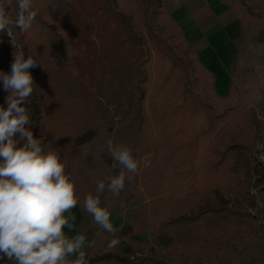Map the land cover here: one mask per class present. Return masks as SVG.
<instances>
[{
	"label": "rangeland",
	"instance_id": "obj_1",
	"mask_svg": "<svg viewBox=\"0 0 264 264\" xmlns=\"http://www.w3.org/2000/svg\"><path fill=\"white\" fill-rule=\"evenodd\" d=\"M137 1L118 0L117 5L113 6L112 0H61L63 4L71 6V11H66L64 17V29L68 39H33L29 33L23 37L29 49L28 56L32 55L37 64L29 71L39 69V74L33 78V82L35 92L42 98L43 109L39 121L42 136L36 139L41 140L44 147L51 145L61 149V159L66 158V174L74 181L78 202L83 201V206L89 193L97 195V183L103 180L106 189L99 194L101 206L106 207L110 213L118 214L129 228L135 224L143 206L138 197V192L143 193V184L147 185L148 181L153 179L157 184L167 182L181 167L185 168L189 161L185 155V147H182L183 150L174 155V160L180 164L179 167H174L173 170L170 165L168 175L162 173L158 178L157 172L148 177L152 170L144 171L143 163L154 157L149 154L137 160L134 153L135 150L143 154L146 152L139 140L142 137L138 116L141 107H144L152 135L159 137L160 133L162 142L168 146L173 141L174 134L183 133L185 130L184 124L180 126L185 117L183 110H180V115L175 117L176 121L173 122L179 124L177 129L170 130L168 126L160 129L158 123L169 115L172 109L170 103H174L183 88L194 92L197 98L206 102L214 115L225 113L227 117L230 115L239 118V135L234 133L231 140L225 143L223 141L225 147L230 145L229 141L248 145L254 139L257 127L249 121L250 111H254L257 120L264 124V116L260 113L264 106V43H258L256 40L254 48L249 46L250 53L246 58L248 61L246 60V66L243 68L245 71L239 68V81L236 82L231 95L220 101L209 94L207 87L206 93L199 90V87L193 88L192 74H195L196 70L194 66H191L192 74L189 69L183 72L171 69L167 60L169 55L165 54L164 50L166 47L168 50L172 47V53L181 54L175 49V44L179 42L177 39L167 42L169 36L174 34L167 19V0H163L164 16L158 19V24L150 23L151 25L147 21L151 9L143 12L145 6L139 8L140 3ZM56 10L57 13L64 12L60 7ZM255 23V20L249 19L245 32L248 40L253 42L256 37L263 39L258 34L259 29ZM157 25L165 30L160 33L156 29ZM147 26L158 40H153L149 35ZM156 41H163L165 46H158ZM0 64H7L1 66L0 72L5 73L8 69L7 73L11 71L9 59ZM145 77L146 83L141 84ZM142 91L145 92V98L140 103ZM230 108L236 113L230 114ZM261 133L264 135V131ZM86 134H90L89 140L79 144L78 139ZM109 140L113 145L130 147L138 162L137 173L131 181H125V187L119 196L107 190L108 178L119 174V171H125L126 175L127 172L119 167L113 170L110 168L113 158L107 147ZM178 144L175 140L171 147ZM219 147L224 151L222 144ZM252 147L255 151V163L261 166L264 173L262 144L256 143ZM205 166L202 170L203 183L208 182ZM233 178L226 179L232 184L236 176ZM238 180L241 181V188L245 186L243 175L238 174ZM245 187L248 188V185ZM262 190L264 191V185L256 188L251 184L248 193L254 198L255 207H244L241 210L261 218L258 212L264 208V192L259 193ZM225 200L228 208L234 210V197L227 194ZM145 201L150 202L147 199ZM188 202L185 198L173 200L160 205L161 207L156 205L147 214L146 227L138 241V255L131 257V261L135 258L163 260V246H155L152 243L157 229L174 217L175 214L171 210L187 206ZM85 213L92 217L86 211ZM257 224L264 226V221L258 219ZM97 228L107 232L99 225ZM97 254L102 255L104 251H92L88 256ZM220 255L215 251H200L187 254L183 259L188 264H222L217 258Z\"/></svg>",
	"mask_w": 264,
	"mask_h": 264
},
{
	"label": "trees",
	"instance_id": "obj_2",
	"mask_svg": "<svg viewBox=\"0 0 264 264\" xmlns=\"http://www.w3.org/2000/svg\"><path fill=\"white\" fill-rule=\"evenodd\" d=\"M112 1V5L116 6L118 0ZM138 1L140 3H138L139 8L145 6L143 12H147L149 8L151 9L147 19L148 23L158 24V19L164 16L163 0ZM220 1L236 14L242 28L247 27L249 19H253L256 22L255 26L260 30H264V0ZM0 3H4V0H0ZM59 7L63 8L65 13H57L56 9ZM7 10L10 18L15 20L17 15L15 0H13L11 8ZM33 10L38 15L29 30L21 31L13 28L17 44L23 45L25 59L28 57L29 49L23 37L27 33L31 34L33 39H68L64 29V17L66 11H71V6L63 4L61 0H33ZM167 19L170 23V29L172 28L171 30L174 32V34L169 36L167 42L177 39L179 42L175 44V49L181 54L175 55L171 52L172 47L170 50L166 47L164 53L169 55L167 60L171 69L180 72L189 69L190 74H192L191 66H194L196 70L194 71L195 74H192L194 75L192 80L193 88L198 89L199 87V90L206 93L207 87L212 97L224 101L217 98L212 74L199 63L185 41L181 29L168 15ZM156 29L160 33L165 30L164 27L158 25ZM146 31L153 40L157 39L148 26ZM156 42L158 46H165L163 41ZM1 47L0 63L9 59L12 64L14 49L10 43V38L4 32H0ZM30 73L34 78L39 74V69H34ZM145 80L146 77L141 84ZM8 94L3 89L2 81H0V106L7 107L6 97ZM144 98L145 92L142 91L139 102L142 103ZM169 106L172 109L166 119H160L159 128L168 126L170 130L177 129L179 124L173 122L176 121L175 117L180 115V110H183L185 117L180 126L184 124V132L174 134L173 141L169 146L164 144L160 138V133L159 137L152 135L149 130L150 124L144 114V107H141L138 111V116L140 120L139 132L142 137L139 140L146 152L143 154L135 150V157L140 160L143 156L152 154L154 158L143 163V170H152L148 177L158 172V178H160L162 173L169 174L167 170L170 165L173 166V170L174 167H179L180 164L176 163L174 155L176 152L183 150L182 147H185V155L189 161L186 163L185 168L181 167L175 175L169 177L167 182H159L157 184V181L153 179L148 181L147 185L142 183L144 187L143 193L138 192V197L142 201L143 206L135 224L130 226L129 235L124 238V241L131 248V252L122 254L112 249L111 252L90 258L87 260V264H188L183 259L185 255L200 251H215L221 254L217 258L221 260L222 264H230L232 262L239 264L264 263V226L257 224L258 219L264 221V208L258 212V214H261V218L241 210L244 207L249 209L255 207L254 198L248 193L249 186L252 184L253 187L258 188L264 185V173L261 166L255 163V151L252 147L256 143H261L264 150V138H262L264 135L261 133L264 131V124L257 120L254 111H250L249 121L257 127L254 132V139L248 145L245 143L241 145L234 144L229 141L228 144L230 145L225 147L223 141L225 143V141L231 140L230 138L234 133L237 136L239 135L237 133L240 124L239 118H233L230 115L227 117L225 113L214 115L206 102L197 98L194 92L184 88L181 90L179 97L175 99L174 103L172 101ZM27 107L30 110L32 122L35 121L33 122V127H31L33 136L34 138L41 137L39 121L43 109L42 98L35 90L29 98ZM229 113L235 114L236 112L230 108ZM260 113L264 116V106L260 109ZM89 135L86 134L80 137L78 143L87 142L90 138ZM175 140L179 144L171 147ZM221 144L222 147H225L224 151L220 150L221 147L219 146ZM41 146L44 147V143H41ZM207 158L209 160H205ZM204 162L206 163L203 164ZM203 166H205L207 172V183H203L202 180ZM238 174L243 175L245 179L243 185H248V188L245 186L241 188ZM234 176H236L235 181L231 184L227 179ZM225 180L228 182L225 183ZM262 192L264 191L262 190L259 193ZM227 194H231L234 197V208L236 210L228 208L225 200ZM182 198L189 201L187 206L171 210L175 214L174 217L159 226L152 241L155 246H163V260L135 258V260L131 261V257L138 255L137 246L139 244L133 238L143 236L148 220L147 214L156 205L162 206L165 203ZM146 199L150 200V202L146 203ZM178 259L181 260L178 261ZM0 264H16V262L3 256L0 258Z\"/></svg>",
	"mask_w": 264,
	"mask_h": 264
},
{
	"label": "clouds",
	"instance_id": "obj_3",
	"mask_svg": "<svg viewBox=\"0 0 264 264\" xmlns=\"http://www.w3.org/2000/svg\"><path fill=\"white\" fill-rule=\"evenodd\" d=\"M13 0L0 3V32L10 38L14 49L11 72H0L3 89L8 92L7 107L0 106V258L6 256L16 264H87L83 248L86 236L77 234L69 238L65 228L72 230L75 216L71 210L77 205L75 183L66 174V158L61 149L41 146L34 138L33 122L27 103L34 91L29 69L37 66L36 59H25L23 45L17 44L13 28L29 30L38 13L33 0H15L17 15L10 18ZM18 134V138H17ZM113 158L112 170L125 171L108 178L107 190L116 196L131 181L138 170L132 149L107 142ZM106 189L103 180L97 183L96 193H89L84 209L94 222L113 235L108 248H115L118 231L111 222V213L101 206L99 194ZM67 214V215H66ZM90 246V244L88 245ZM76 254L74 261L67 259Z\"/></svg>",
	"mask_w": 264,
	"mask_h": 264
},
{
	"label": "crops",
	"instance_id": "obj_4",
	"mask_svg": "<svg viewBox=\"0 0 264 264\" xmlns=\"http://www.w3.org/2000/svg\"><path fill=\"white\" fill-rule=\"evenodd\" d=\"M167 13L181 29L185 41L199 63L212 74L217 98L227 99L239 81L237 71L239 68L244 70L246 66L249 46L254 48L256 40L258 43H264V30L259 29L258 33L263 39L256 37L254 42L248 40L245 36L247 27L242 28L236 14L220 0H167ZM5 65L7 64H0V69ZM82 202L79 201L71 210V214L75 216V221H72L74 227L72 230L65 228V234L69 238L77 234L86 236L88 244L83 248L86 261L100 256L97 254L89 257L88 253L92 251H104L105 254L114 249L122 254L130 253L131 248L124 241L130 233V228L123 219L118 214L111 213V222L118 229L115 238L120 240L115 248L110 249L108 243L114 238L113 235L97 228L98 224L93 218L86 215ZM133 239L140 241V238ZM76 258V254L67 257L70 261Z\"/></svg>",
	"mask_w": 264,
	"mask_h": 264
}]
</instances>
